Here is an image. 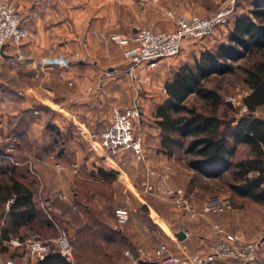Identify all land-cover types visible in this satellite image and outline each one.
I'll use <instances>...</instances> for the list:
<instances>
[{"label":"crops","instance_id":"obj_1","mask_svg":"<svg viewBox=\"0 0 264 264\" xmlns=\"http://www.w3.org/2000/svg\"><path fill=\"white\" fill-rule=\"evenodd\" d=\"M195 1L18 0L22 8V24L29 28L30 36L20 46V52L14 43H9L4 47L5 55L0 57V160L11 158L2 147L6 140L14 137L17 146L19 139L28 135L34 145L46 141L43 154L59 150L56 155H75L78 161L84 156L83 163L96 173L100 168L117 172V179H127L126 185L129 184L131 193L143 202L146 199L140 196L134 178H143L147 166L171 172V184L183 185L187 176L182 171L185 168L175 155L164 154L157 145L161 141V130L156 123L155 110L168 98L167 83L176 70L188 62L181 63L174 70V63L166 59L153 68L135 66L131 57L120 51L134 47L135 42L120 46L115 37L132 40L140 28L147 26L172 30L176 28L175 22L167 11L190 13L194 9L203 10ZM216 7L217 0H210V12ZM228 34L229 30L225 31L218 41H225ZM187 42L186 39L183 46ZM51 48L65 56L50 55ZM200 48L203 52L210 47L206 44ZM75 52L79 53L78 57L73 55ZM138 96L143 115L140 125L148 123L151 128L156 127L148 140L145 133V158L141 160L133 150H123L114 157L105 158L101 135L110 124L112 112L132 106ZM24 121L27 128L17 130ZM53 127L63 132L62 142H55ZM66 141L71 143L70 149L63 144ZM42 166L40 164L39 168L43 169ZM47 186L49 195L44 200L54 202L57 191L49 183ZM76 193H73L74 197ZM149 216L158 227L152 230L144 224L129 230L132 252L138 250L142 257L159 259L156 254L159 244L156 247L151 243L144 244L147 238L159 237L158 232L164 235L160 242H168L173 254L181 258L180 262L172 264H227L226 260L211 254L209 245L215 234L211 227L209 230L208 222L186 213L173 212L170 215L153 207ZM171 221L183 226L174 229ZM116 225L123 230L118 223ZM187 229L186 238H179L178 232ZM185 244L188 250L184 249ZM248 264L264 262L257 259Z\"/></svg>","mask_w":264,"mask_h":264},{"label":"trees","instance_id":"obj_2","mask_svg":"<svg viewBox=\"0 0 264 264\" xmlns=\"http://www.w3.org/2000/svg\"><path fill=\"white\" fill-rule=\"evenodd\" d=\"M263 52L264 0H256L248 12L235 16L225 41L176 70L166 85L168 98L155 110L164 154L176 156L183 150L194 158L189 162L190 168L212 178H221L231 170L229 192L258 205H264V117L255 112L264 106ZM244 59L250 60L243 68L244 80L251 88L244 99L249 112L235 119L229 116L233 104L225 103L221 93L207 88L205 83L213 75L234 73V63ZM192 94L204 102L201 108L188 104ZM52 130L55 142L60 143L63 132L55 127ZM241 146L249 149L250 157H237ZM20 166L8 159L0 160L1 242L14 237L23 242L32 235H53L57 229V216L51 217L42 207L38 178L28 167ZM97 175L103 182L117 179V172L104 168ZM88 191H77L73 204L57 200L65 207L63 214H69L77 226L73 242L76 258L81 264H118L120 250L134 249L133 244L123 230L113 226L112 222L117 224L116 211L108 218L96 211L87 201ZM64 222L68 230L69 223ZM8 250L7 246L2 248L3 253ZM35 264L72 263L52 251Z\"/></svg>","mask_w":264,"mask_h":264},{"label":"rangeland","instance_id":"obj_3","mask_svg":"<svg viewBox=\"0 0 264 264\" xmlns=\"http://www.w3.org/2000/svg\"><path fill=\"white\" fill-rule=\"evenodd\" d=\"M5 1L13 4L21 14L22 8L18 0ZM222 1L223 0H217V7L213 12H210V0H197L195 2L198 4L200 3L203 7V10L194 9L189 11L190 13L183 12L177 14L211 15L222 6ZM254 1L256 0H237L235 15L237 16L238 14L248 12L249 9L252 8ZM169 12L170 10L167 11L168 15ZM169 16L172 17L171 15ZM231 28V25L229 27H223L220 32L218 31L217 37L213 36L207 38L206 40L187 39L188 42L184 44L181 52L176 55V57L174 56L172 58L165 59L174 63L172 66L173 70L176 69L181 63H191L193 62L194 57L200 55V53L202 52L200 48L201 45L207 44L209 45V47L216 45V43H219L218 40L223 37L221 35L227 30L230 31ZM156 30L159 31V29ZM29 36L30 30L28 37L23 39L19 44L14 43L18 47L17 50L19 52L21 50L19 49L20 46L26 39L29 38ZM118 48L120 49V47ZM120 51H122V53H124V55L126 56V51L124 52L122 49H120ZM50 55H58L57 57L65 56V54H60L56 52L54 48L50 49ZM73 55L75 57H78L79 53L75 52ZM261 58L264 59V52L261 54ZM249 63V59H244L235 62L234 64L235 66H237V68L234 73L213 75L205 83V86L207 88L216 89L217 91H219L225 103L233 104L234 109L229 112V116L235 117V119H238L249 112L248 107L244 104V99L250 93L248 90H251V88L245 82L243 73V68L249 65ZM187 102L189 105H196L199 108L204 105V102L194 94L189 96ZM255 115L259 117H264V106L260 107L255 112ZM17 128V130H23V128L25 130L27 128L25 121L24 123L19 124ZM155 128V126L151 128V124L148 123L145 125L141 124L140 129L142 130L141 132L143 139L145 137V133H147L148 140L152 135L151 131H155ZM19 140L20 144H18L17 146L15 144L16 141L14 140V137L9 140H6L4 146L2 145L3 142H1L2 147L8 151L7 153H10L8 154V156H10L11 158L7 159L10 161V163L21 165L20 167H28L31 173L38 178L40 184V198L42 202V207L51 217L55 215L59 219H56L57 217L55 218L57 229L56 232L53 233V235H32L23 242H21L18 238H12L9 241L1 242L0 261H4L5 264H7L9 260L15 262L16 264H35L39 259L37 257L33 259L30 255H28V242L32 239H39L43 242L50 243L53 246L54 251H56L57 247H55L54 241L58 237H60L62 232H66V235L71 243L74 252V263L81 264L76 258L75 247L73 243L76 240L75 230L77 226L74 224V221L69 216V214H63L65 207L62 202H57V200L73 204L75 199L73 193L77 191H81V193L82 191L86 192L89 190V188L91 189L90 192H87L89 194V198L87 200L89 205L96 211L102 213L103 215L105 214L107 218V215L113 214V211H116L117 214L118 208L125 207L128 209L129 219L126 223L121 224L118 222L117 219L118 226L123 227V233L127 237L130 234L129 230L134 227L140 228L144 226V224L152 230L158 227L149 216V211L151 210V207L155 208L159 212L164 211L170 213V215L173 212L190 214L192 217L198 218V220L200 219L201 221L204 220L208 222L209 230L211 227L213 233L214 223H220L228 231L241 234L245 240H257L260 239L262 235H264V205H258L257 203H254L252 201L238 198L236 196H233V194L229 192L227 183L231 178V170H228L221 178H212L210 176H206L205 174L196 172L189 166V162L194 158L189 155H186L183 150L178 151L176 155V160H179L182 166L185 168V170L182 171L185 172V175L187 174V176L184 178L185 180L183 185H179L177 183L171 184L172 173L160 171L158 168L152 165L147 166V170L145 171V175L143 178H134V183L136 184L138 189H140V196L146 199V202H143L141 199H138L137 195L134 196L131 193V189L128 188L130 187L129 184L126 185V183L129 182L126 177L125 179L127 182L121 181L122 179H117L112 182H103L98 177L97 173L91 170V166L83 163L84 156H80V160L78 161L75 155H56L55 153H58L59 150L53 154H43V148L47 146L45 140H43V144H37V142L34 141L35 145L31 143V141H29L28 135L24 136V138L22 137V139ZM60 142H62V139ZM147 142L149 143V141ZM63 144L68 145V148L70 149L71 143L69 141H66ZM157 145L160 146V143L157 142ZM59 148L61 147L59 146ZM239 149L240 150H238L237 153L238 158H248L251 156V153L249 152V149L246 146H241ZM14 153H16V156L13 155ZM40 164L43 165V169L39 168ZM47 183H49V185L53 187L52 189L55 188L57 191L55 197H53L55 205L52 201L44 200V197L49 195V186H47ZM176 189H182L184 191L183 194H185V197L190 200L191 205L195 207L197 213L194 214L192 212H189L188 210L181 208L177 204L173 195H171V193L168 191H173ZM63 190L67 193H65ZM211 197L228 198L231 207H226L223 212L215 213L213 211L212 213L204 214L203 211L204 208H206V202ZM12 200L13 199H11L10 201ZM164 202L165 204H163ZM132 214L134 216H131ZM210 216H212L211 221ZM133 217L135 220L133 219ZM63 220L69 223L68 225L70 228L68 230L64 228L65 222L63 223ZM171 222L174 225V229L183 226L180 223H177V221ZM112 224L114 227H117L115 222H112ZM186 232H188L189 234L188 229L186 230ZM160 234L161 233L158 234L157 232V235L160 238L157 236V238L155 236H152V238H147L144 244L146 245L147 243H151V246L153 247H156L157 244H159L160 247L161 243H166L169 250L171 251L168 242H160L161 238H163L161 236H164ZM191 236L194 235L191 233ZM13 239H18L19 243L13 242ZM215 239H217L216 234ZM129 241L131 242L130 239ZM4 246H7L9 249L6 253L2 252V248ZM183 246L185 250H188L186 248V244ZM120 251L121 259L117 262L118 264H134L133 258L129 254H127L128 251L132 252V249L130 247H123ZM258 259H261L264 262V240L258 252Z\"/></svg>","mask_w":264,"mask_h":264},{"label":"built area","instance_id":"obj_4","mask_svg":"<svg viewBox=\"0 0 264 264\" xmlns=\"http://www.w3.org/2000/svg\"><path fill=\"white\" fill-rule=\"evenodd\" d=\"M237 0H223L222 6L211 15H187L169 12L174 18L175 27L172 30H156L154 27L140 28L134 38L126 39L117 36L115 40L120 45H125L129 41H134V47L126 50L125 54L131 57L135 66L147 65L156 67L165 58L176 57L186 39L206 40L217 35L220 28L229 27L235 14ZM29 30L22 24V17L16 7L5 0H0V57L1 49L7 44L13 42L19 44L28 37ZM50 62H52L50 60ZM251 92V90H248ZM109 126L101 135V148L105 158H111L123 150H133L142 160L145 158L143 151V136L140 129V119L142 115V106L139 96L136 97L132 106L123 111L115 110L112 112ZM173 195L177 204L189 212L197 213L195 207L191 205L190 200L185 197L182 189L168 190ZM203 213L223 212L226 207H231L228 198L211 197L205 205ZM118 222L124 224L129 219L127 208L117 209ZM214 233L217 235L211 245V254L213 257L226 260L227 264H248L258 259V252L262 246L264 235L257 240H245L241 234L228 231L222 224L214 223ZM186 236L188 232H185ZM19 243L18 239L12 240ZM57 252L66 258L67 261L74 262V252L71 243L62 232L60 237L54 241ZM54 251L50 243L39 239H32L27 244V252L33 259H44ZM134 264H138L140 253H128ZM158 260L161 264H172L181 261V258L173 254L166 243H161L157 249ZM191 257V256H190ZM186 257V258H190ZM199 261L201 259H198ZM0 264H5L4 261ZM7 264H16L9 260Z\"/></svg>","mask_w":264,"mask_h":264},{"label":"water","instance_id":"obj_5","mask_svg":"<svg viewBox=\"0 0 264 264\" xmlns=\"http://www.w3.org/2000/svg\"><path fill=\"white\" fill-rule=\"evenodd\" d=\"M1 53L2 55H5L4 53V47H2L1 49ZM178 236L179 238H186V233L185 231H180L178 232ZM138 264H161L160 261L158 259H147L145 257H139L138 259Z\"/></svg>","mask_w":264,"mask_h":264}]
</instances>
